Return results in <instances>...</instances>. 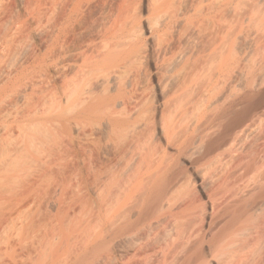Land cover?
<instances>
[{
	"label": "bare ground",
	"instance_id": "bare-ground-1",
	"mask_svg": "<svg viewBox=\"0 0 264 264\" xmlns=\"http://www.w3.org/2000/svg\"><path fill=\"white\" fill-rule=\"evenodd\" d=\"M0 264H264V0H0Z\"/></svg>",
	"mask_w": 264,
	"mask_h": 264
}]
</instances>
